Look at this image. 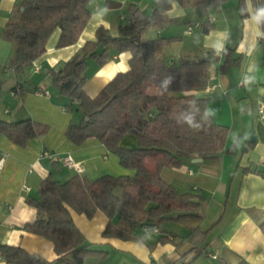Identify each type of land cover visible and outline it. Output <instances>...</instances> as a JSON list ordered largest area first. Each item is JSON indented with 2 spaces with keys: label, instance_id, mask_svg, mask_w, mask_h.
<instances>
[{
  "label": "crops",
  "instance_id": "obj_1",
  "mask_svg": "<svg viewBox=\"0 0 264 264\" xmlns=\"http://www.w3.org/2000/svg\"><path fill=\"white\" fill-rule=\"evenodd\" d=\"M18 2L0 0V120L31 119L47 125L48 131L29 139L25 146L0 137V245L19 246L53 261L52 243L23 229L36 219V211L26 199L38 196L42 180L49 174L59 182L75 174L89 180L103 175L132 177L135 171L122 167L119 158L98 139L88 138L80 144L67 139L66 129L78 120L79 113L65 107L68 101L52 86L49 71L60 70L78 54L86 41L94 39L98 27L116 36L119 25L127 20L128 7L148 12L151 0H90L91 17L78 40L58 47L59 33L54 32L46 51L22 68H17L13 59L14 43L1 36L5 24L16 18ZM258 2L245 0L244 18L239 0H226L217 9L208 10L174 2L167 24L142 32L145 39H169L162 53L169 61L197 60L206 55L212 59L206 86L194 93L206 99V110L215 122L228 128L224 150L215 160L191 159L180 167L160 171L163 180L178 192L202 199L199 220L182 224L170 218L154 228L157 231L145 234L139 228L134 239L121 240L102 237L108 222L102 212L88 219L70 210L84 237L106 252L103 258L87 256L83 264H264V233L260 229L264 222V116L257 113L258 102H264V33L252 19ZM191 25L197 26L186 33ZM206 26L211 28L205 31ZM217 42L223 45L219 52ZM225 48L232 49L240 62L220 72ZM130 57L129 52H122L102 66L89 59L85 93L96 97L117 73L129 69ZM244 77L250 81L240 86ZM252 133L254 140L250 139ZM120 146L134 149L137 139L127 134ZM44 151L49 156H43ZM68 155L79 171L63 163ZM0 264L7 263L0 258Z\"/></svg>",
  "mask_w": 264,
  "mask_h": 264
},
{
  "label": "trees",
  "instance_id": "obj_2",
  "mask_svg": "<svg viewBox=\"0 0 264 264\" xmlns=\"http://www.w3.org/2000/svg\"><path fill=\"white\" fill-rule=\"evenodd\" d=\"M224 1L151 0L148 12L130 5L127 20L119 25L116 36H111L105 27H98L94 39L86 41L78 54L60 70L49 71L52 86L68 101L65 107L79 113L78 120L66 129L67 139L75 144L88 138L98 139L119 158L122 167L135 174L103 175L94 180L75 174L64 182L49 174L42 180L38 196L26 199L36 211V219L23 229L50 241L56 258L48 261L22 247L0 245L4 262L83 264L90 255L103 258L106 252L84 237L70 210L88 219L97 211L102 212L108 218L102 237L121 240H132L136 229L156 228L170 218L182 224L201 219L202 199L190 192H178L163 180L160 171L164 167H180L195 157L215 160L224 150L228 128L215 122L206 110V99L194 93L206 86L212 59L206 55L197 60L169 61L162 54L169 39L142 40L141 36L148 27L168 23L167 13L174 2L208 10L217 9ZM239 1L244 18L245 0ZM89 2L19 0L16 18L5 24L1 34L14 43L16 67L22 68L41 56L54 32L59 33L58 47L74 44L90 20ZM262 7L264 0H259L257 10ZM260 27L264 33V21ZM210 28L206 26L204 30ZM122 52L131 55L129 69L117 73L96 97H89L83 89L87 61L92 59L102 66ZM223 53L220 72L239 64L240 57L234 58L232 49L225 48ZM47 131V125L31 119L0 120V137L5 136L18 146H25L29 139ZM127 134L136 137V148L120 146ZM260 229L264 233V222ZM195 231L197 228L190 236Z\"/></svg>",
  "mask_w": 264,
  "mask_h": 264
},
{
  "label": "built area",
  "instance_id": "obj_3",
  "mask_svg": "<svg viewBox=\"0 0 264 264\" xmlns=\"http://www.w3.org/2000/svg\"><path fill=\"white\" fill-rule=\"evenodd\" d=\"M209 20H211V19H209ZM195 26H197V25H194V26H188L187 28H186V33H190L192 30H193V28L195 27ZM37 69V68H36ZM249 81H250V78L249 77H244L240 82H239V85L240 86H246L248 83H249ZM211 88H215V86H211ZM12 94H14V92H12ZM257 113H258V115H260V116H264V102H262V101H259L258 102V105H257ZM42 155L43 156H49V153L47 152V151H44L43 153H42ZM63 163L67 166V167H69V168H72V169H75V170H77V171H79L80 170V168H79V166H78V164L77 163H75L74 162V160L71 158V156H65L64 158H63ZM1 164H2V159H0V167H1ZM157 231L156 229H154V228H148V227H143V231H144V233L145 234H148L150 231Z\"/></svg>",
  "mask_w": 264,
  "mask_h": 264
},
{
  "label": "clouds",
  "instance_id": "obj_4",
  "mask_svg": "<svg viewBox=\"0 0 264 264\" xmlns=\"http://www.w3.org/2000/svg\"><path fill=\"white\" fill-rule=\"evenodd\" d=\"M105 11H107V9H105ZM252 19L257 24H259L260 22L264 21V7L258 9L256 11L255 15L252 16ZM215 47H216L217 52H219L223 48V45H222V43L217 42ZM187 120H188V123L191 125V123H192L191 118L189 117V118H187Z\"/></svg>",
  "mask_w": 264,
  "mask_h": 264
},
{
  "label": "water",
  "instance_id": "obj_5",
  "mask_svg": "<svg viewBox=\"0 0 264 264\" xmlns=\"http://www.w3.org/2000/svg\"><path fill=\"white\" fill-rule=\"evenodd\" d=\"M250 139L254 140V134L253 133L251 134ZM193 161L194 162H200V161H202V158H195V159H193Z\"/></svg>",
  "mask_w": 264,
  "mask_h": 264
},
{
  "label": "rangeland",
  "instance_id": "obj_6",
  "mask_svg": "<svg viewBox=\"0 0 264 264\" xmlns=\"http://www.w3.org/2000/svg\"><path fill=\"white\" fill-rule=\"evenodd\" d=\"M142 40H150V39H145V37H142ZM103 249V248H102Z\"/></svg>",
  "mask_w": 264,
  "mask_h": 264
}]
</instances>
